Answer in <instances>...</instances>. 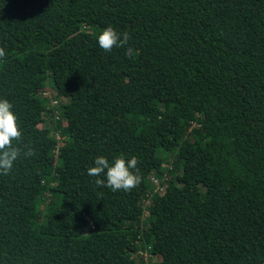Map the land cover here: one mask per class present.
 Listing matches in <instances>:
<instances>
[{"label": "trees", "instance_id": "obj_1", "mask_svg": "<svg viewBox=\"0 0 264 264\" xmlns=\"http://www.w3.org/2000/svg\"><path fill=\"white\" fill-rule=\"evenodd\" d=\"M0 46L35 151L0 175V264H264V0H0ZM121 154L140 185L97 186Z\"/></svg>", "mask_w": 264, "mask_h": 264}, {"label": "clouds", "instance_id": "obj_2", "mask_svg": "<svg viewBox=\"0 0 264 264\" xmlns=\"http://www.w3.org/2000/svg\"><path fill=\"white\" fill-rule=\"evenodd\" d=\"M130 39L128 32L120 33L109 25L99 35L98 43L105 52H110L117 45L127 46ZM133 54L134 50L127 47L126 55L132 56ZM5 55V48L0 46V59H3ZM14 141L17 142L15 145ZM22 155L26 158L34 156V148L30 143L22 142V131L18 117L13 111V105L6 99H0V175H8ZM138 163L139 160L135 156L126 159L121 154L111 163L106 157L98 156L94 160V166L88 169V175L106 176V181L105 179L95 180L97 186L108 187L112 191H130L142 182Z\"/></svg>", "mask_w": 264, "mask_h": 264}, {"label": "rangeland", "instance_id": "obj_3", "mask_svg": "<svg viewBox=\"0 0 264 264\" xmlns=\"http://www.w3.org/2000/svg\"><path fill=\"white\" fill-rule=\"evenodd\" d=\"M47 86H50V81H48V83H47ZM50 91H48V93H47V96H48V100L49 99H51L52 98V100L50 101L49 100V105H50V107H53L52 105H53V103L56 101V102H58V104H59V106H60V103H61V101H63V100H59V99H54V96H52V93H54V91L52 90V88H50L49 89ZM63 102H65L66 103V101H63ZM56 108H54V110H55ZM55 111H58V110H55ZM58 113V112H57ZM56 116V115H55ZM55 118L54 117H52V119H49L45 124H43L42 125V127H47V128H50V129H53V127H54V125H55ZM52 134H54L53 132H52ZM60 144H62V142H60ZM56 163L58 164V160H56ZM164 183H161V182H158V184H157V190L160 192V193H162L163 191H164ZM163 187V189L161 190V188ZM148 203V202H147ZM146 203V204H147ZM139 257H141L142 259H143V261H144V263L145 264H154V263H156L158 260H159V258L158 257H152V256H150L148 253H147V251L146 250H144V251H140V253H139V255H138Z\"/></svg>", "mask_w": 264, "mask_h": 264}, {"label": "built area", "instance_id": "obj_4", "mask_svg": "<svg viewBox=\"0 0 264 264\" xmlns=\"http://www.w3.org/2000/svg\"><path fill=\"white\" fill-rule=\"evenodd\" d=\"M57 104H58V102L55 101V102L53 103V107H55ZM55 115L58 116V113L56 112Z\"/></svg>", "mask_w": 264, "mask_h": 264}]
</instances>
